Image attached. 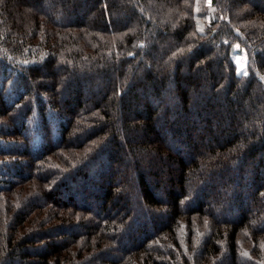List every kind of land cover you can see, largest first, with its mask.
<instances>
[{"label":"trees","instance_id":"trees-1","mask_svg":"<svg viewBox=\"0 0 264 264\" xmlns=\"http://www.w3.org/2000/svg\"><path fill=\"white\" fill-rule=\"evenodd\" d=\"M82 1L0 0V264H264V0Z\"/></svg>","mask_w":264,"mask_h":264},{"label":"rangeland","instance_id":"rangeland-1","mask_svg":"<svg viewBox=\"0 0 264 264\" xmlns=\"http://www.w3.org/2000/svg\"><path fill=\"white\" fill-rule=\"evenodd\" d=\"M72 1H74V0H72ZM76 1L81 2L80 3L81 4L80 5V9H81V12L83 13L85 11V8H86L85 4L83 3L82 0H76ZM53 3H55V1H51L50 2V4L52 6H57L58 7V4H53ZM206 4L210 8L211 1L210 0H206ZM62 7H63L64 10L67 9L65 5H62ZM231 59H232L233 63L236 66V73L238 75H245L246 74V71H247V56H246V53H245L244 49L241 48V47H239V45H237V44L234 45L233 46V49H232V52H231ZM56 73H58V70H56ZM88 76H91V75H88ZM105 81H107V79ZM84 82H86V81H84ZM88 90L91 91L90 86H88V85L87 86H84L83 87V94H86L88 92ZM205 92L202 91L199 94L200 98L203 97V96L205 97V95H206ZM214 100H215V98H214ZM216 100H219V99H216Z\"/></svg>","mask_w":264,"mask_h":264}]
</instances>
